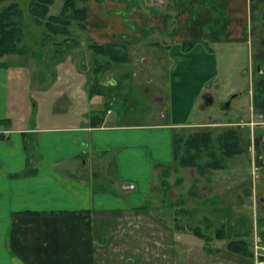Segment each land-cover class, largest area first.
<instances>
[{
	"label": "rangeland",
	"instance_id": "obj_1",
	"mask_svg": "<svg viewBox=\"0 0 264 264\" xmlns=\"http://www.w3.org/2000/svg\"><path fill=\"white\" fill-rule=\"evenodd\" d=\"M12 1L1 2L0 10ZM147 1L151 0L79 1L78 6L89 9L86 27L73 20L69 32L54 34L34 22L31 0H20L24 10V38L20 45L28 49L23 55L29 54L35 72L26 87L30 92L23 95H37L30 117L34 125H41L83 114L74 93L47 92L33 82L36 78V82L41 79L46 84L56 76L59 84L73 82L87 94L117 82L124 95L111 103L110 118L121 123H159L160 112L162 119L176 125L174 134L185 138L196 131L210 130L216 136L229 128L237 129L245 152L225 158L223 168L207 169L203 174L174 158L173 137L174 160L156 171L150 199L143 206L147 210L120 218L118 231L108 233L110 238L101 259L105 264H251L254 256L249 259L233 252L228 243L243 238L249 241L253 254L256 241L264 244V167H260L258 151L262 134L254 124H248L253 116L250 91L254 90L249 88L256 69L253 62L260 60V54L257 50L253 53L247 41L223 45L209 57L210 64L213 60L219 63L220 72L209 80L213 76L210 69L195 73L196 57L179 51L182 39L178 20L186 12L195 18L202 15L201 2L155 0L153 16L173 22L167 29L166 21L158 23L160 32H166L171 40L167 41L161 39L160 33L148 35L152 14L144 6ZM62 4L63 0H55L50 14H58ZM178 4L180 8L172 9ZM104 15L115 17L118 27L113 21L104 25ZM98 45L117 46L127 56V62H113L106 67L110 57L97 52L94 47ZM184 51L189 53V49ZM179 68L184 71L179 72ZM55 69L58 71L54 76ZM200 76L208 84L207 89L191 97L190 103L182 102L180 96L185 94L179 88L186 84L195 92ZM23 82V86L28 84L27 80ZM233 94L238 95L232 97ZM97 95L93 97L101 101L103 98ZM207 95L213 97L211 103ZM97 100L93 101L94 107ZM191 227H200L211 241L196 236ZM224 227L226 237L217 238L216 230Z\"/></svg>",
	"mask_w": 264,
	"mask_h": 264
},
{
	"label": "crops",
	"instance_id": "obj_2",
	"mask_svg": "<svg viewBox=\"0 0 264 264\" xmlns=\"http://www.w3.org/2000/svg\"><path fill=\"white\" fill-rule=\"evenodd\" d=\"M199 1L202 15L195 18L186 12L178 20L179 51L196 57L195 73L206 68L213 74L209 80L216 78L219 63L210 64L209 57L230 42H251L253 53L260 54L253 62V116L248 124L262 134L257 146L264 167V89L258 83L264 78V0ZM144 6L152 14L148 35L160 33L162 40L171 41L158 26L166 21L167 29L171 20L153 16L155 0ZM104 17V25L120 24L115 17ZM28 56L7 54L0 66V264H105L101 257L108 233L118 231L124 215L147 210L143 206L150 199L156 171L172 164L176 125L162 119L160 112L159 123L118 122L110 118L109 107L124 95L117 82L97 95L104 99L100 101L83 88L81 93L73 82L59 84L56 69L52 81L33 82L47 92L74 93L83 114L34 125L30 110L37 95H23L30 92L26 87L35 73ZM45 70L47 74L48 67ZM25 80L28 84L23 86ZM204 83L200 76L195 92L182 84L179 89L185 96L180 100L190 103L207 89ZM98 114L102 121L95 125L92 116Z\"/></svg>",
	"mask_w": 264,
	"mask_h": 264
},
{
	"label": "trees",
	"instance_id": "obj_3",
	"mask_svg": "<svg viewBox=\"0 0 264 264\" xmlns=\"http://www.w3.org/2000/svg\"><path fill=\"white\" fill-rule=\"evenodd\" d=\"M4 1L0 0V3ZM79 1L88 2V0H63L61 11L58 14H50V8L55 0H31L30 11L36 24L45 25L54 34H65L69 32L68 26L73 20L78 21L83 28L86 27L89 9L85 5L78 6ZM23 23L24 10L20 0L12 1L0 10V66L5 64L1 59L7 54L28 53V49L20 45L24 38ZM94 49L110 57L111 62L106 67L113 62L124 63L128 60L127 56L115 45H98ZM258 83L264 89V78H261ZM106 88L102 87L98 92L94 91L90 94L91 96L104 94L107 92ZM110 105L111 103L109 107ZM101 121L102 116L99 114L92 116V123L95 125ZM242 142L243 138L235 128H229L216 136L210 130L196 131L188 138L174 134V158L179 160L182 166L196 167L203 174L207 169L223 168L225 158L243 153L245 146ZM91 223V220L87 221L89 227ZM189 229L205 241L209 242L212 239L200 227ZM216 237L219 239L226 237L225 227L216 230ZM228 247L231 251L249 259L253 256L249 241L243 238L230 240Z\"/></svg>",
	"mask_w": 264,
	"mask_h": 264
},
{
	"label": "built area",
	"instance_id": "obj_4",
	"mask_svg": "<svg viewBox=\"0 0 264 264\" xmlns=\"http://www.w3.org/2000/svg\"><path fill=\"white\" fill-rule=\"evenodd\" d=\"M254 260L255 264H264V244L262 240L256 241L255 244Z\"/></svg>",
	"mask_w": 264,
	"mask_h": 264
},
{
	"label": "water",
	"instance_id": "obj_5",
	"mask_svg": "<svg viewBox=\"0 0 264 264\" xmlns=\"http://www.w3.org/2000/svg\"><path fill=\"white\" fill-rule=\"evenodd\" d=\"M237 96V94H233L232 95V97H236ZM206 99H207V102L208 103H211L212 102V100H213V97L212 96H210V95H207L206 96ZM230 104V103H229ZM230 105H227V107H229Z\"/></svg>",
	"mask_w": 264,
	"mask_h": 264
}]
</instances>
